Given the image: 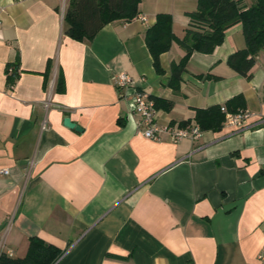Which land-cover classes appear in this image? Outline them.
<instances>
[{
	"label": "crops",
	"instance_id": "0c3cea01",
	"mask_svg": "<svg viewBox=\"0 0 264 264\" xmlns=\"http://www.w3.org/2000/svg\"><path fill=\"white\" fill-rule=\"evenodd\" d=\"M68 3L0 0V254L22 258L35 237L62 251L57 264H264V50L249 79L234 72L227 59L245 48L236 24L211 54L192 53L173 90L185 52L173 42L157 74L145 34L169 14L181 39L195 0H141L145 21H114L83 42L64 33ZM122 73L132 81L119 91ZM136 91L173 129L237 95L253 116L194 141H152Z\"/></svg>",
	"mask_w": 264,
	"mask_h": 264
},
{
	"label": "trees",
	"instance_id": "16d2710c",
	"mask_svg": "<svg viewBox=\"0 0 264 264\" xmlns=\"http://www.w3.org/2000/svg\"><path fill=\"white\" fill-rule=\"evenodd\" d=\"M197 9L188 14L189 27L184 36L177 39L172 32V17L169 14H158L155 22L145 34V44L152 58L157 74H162L159 58L166 53L173 42H176L185 52L178 62L171 66L172 75L168 85L177 90L181 73L192 53L211 54L224 41L227 29L240 24L245 40V48L231 54L227 59L228 66L240 76L249 79L251 69L258 53L264 50V0H250L246 6L243 0H195ZM141 0H69L64 13V33L70 39L78 42L91 41L107 24L114 21L129 22L139 14ZM11 68V73H9ZM7 87L11 88L19 75L14 66L6 69ZM63 82L60 79L56 91H62ZM156 109L158 100H154ZM221 106H211L206 109H196L191 121L181 123L180 127L195 126L201 132L219 131L225 119ZM226 112L235 114L245 110L243 96L230 98L225 104ZM62 251L39 238H29L28 248L22 258H10L0 254V264H55Z\"/></svg>",
	"mask_w": 264,
	"mask_h": 264
},
{
	"label": "built area",
	"instance_id": "2783aa9c",
	"mask_svg": "<svg viewBox=\"0 0 264 264\" xmlns=\"http://www.w3.org/2000/svg\"><path fill=\"white\" fill-rule=\"evenodd\" d=\"M137 19L145 21L144 15H138ZM11 71V68H9ZM131 78L122 73L113 77L114 86L120 91L128 88L131 83ZM133 112L139 115L138 128L144 138L152 141H160L164 134L170 136V141L178 143L184 139L191 141L200 138L202 132L197 127L177 128L173 129L170 126H160L157 123V109L155 107L154 100L143 91H136L130 98ZM221 111L225 114L224 123L227 126L243 128L246 121L253 116V114L247 110H241L235 114L226 112L222 107ZM6 169L0 170V175H7ZM11 256V254H9ZM258 259L264 262V249L258 256ZM58 261L55 263L57 264Z\"/></svg>",
	"mask_w": 264,
	"mask_h": 264
},
{
	"label": "water",
	"instance_id": "95a60500",
	"mask_svg": "<svg viewBox=\"0 0 264 264\" xmlns=\"http://www.w3.org/2000/svg\"><path fill=\"white\" fill-rule=\"evenodd\" d=\"M63 124H64V126L67 127V128L74 129V130H76V131H78V132L81 131V129H80L78 126H76L74 123H72V122L70 121V119H68V118H65V119L63 120Z\"/></svg>",
	"mask_w": 264,
	"mask_h": 264
},
{
	"label": "rangeland",
	"instance_id": "374dc122",
	"mask_svg": "<svg viewBox=\"0 0 264 264\" xmlns=\"http://www.w3.org/2000/svg\"><path fill=\"white\" fill-rule=\"evenodd\" d=\"M196 5H197V3H196Z\"/></svg>",
	"mask_w": 264,
	"mask_h": 264
}]
</instances>
